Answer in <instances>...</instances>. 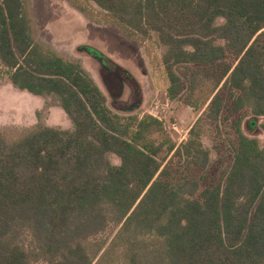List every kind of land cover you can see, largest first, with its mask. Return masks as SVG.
<instances>
[{"label": "trees", "instance_id": "trees-1", "mask_svg": "<svg viewBox=\"0 0 264 264\" xmlns=\"http://www.w3.org/2000/svg\"><path fill=\"white\" fill-rule=\"evenodd\" d=\"M64 1L154 41L168 96L204 109L179 145L152 114L114 112L38 38L29 0H0L1 76L72 124L0 129V264H264V145L242 129L264 117V0ZM224 112L232 158L214 174L203 138Z\"/></svg>", "mask_w": 264, "mask_h": 264}, {"label": "rangeland", "instance_id": "rangeland-1", "mask_svg": "<svg viewBox=\"0 0 264 264\" xmlns=\"http://www.w3.org/2000/svg\"><path fill=\"white\" fill-rule=\"evenodd\" d=\"M29 1L38 38L66 58L80 62L104 93L111 110L122 115L152 114L163 122L176 145L187 140L191 126L204 108L194 110L168 96V79L160 49L154 41L140 45L112 26L91 22L64 0ZM105 59L115 64L114 70L103 64ZM1 71L0 65V129L17 133L39 122H49L50 105L54 101L15 89L5 75L1 76ZM38 111L40 116L36 114ZM61 112L60 107L55 109V122H59ZM226 115L224 112L220 118L206 121L210 129L203 142L217 162L211 169L214 174L218 164L224 167L232 158L228 144L236 117L226 119ZM262 124L263 116H248L242 129L264 145ZM71 126L69 121L68 128ZM216 129L220 130L219 133ZM111 160L119 163L114 155Z\"/></svg>", "mask_w": 264, "mask_h": 264}, {"label": "crops", "instance_id": "crops-1", "mask_svg": "<svg viewBox=\"0 0 264 264\" xmlns=\"http://www.w3.org/2000/svg\"><path fill=\"white\" fill-rule=\"evenodd\" d=\"M58 108V106L54 105V106H51L50 107V119H49V122H47L46 124L47 125H50V126H60L59 123L62 125L60 127L62 128H68L69 127V119L68 117L66 116V114L63 112H61V114L59 115L58 117V121L59 122H55V120L53 119V116L55 114V109ZM68 119V120H67ZM71 122V121H70Z\"/></svg>", "mask_w": 264, "mask_h": 264}, {"label": "water", "instance_id": "water-1", "mask_svg": "<svg viewBox=\"0 0 264 264\" xmlns=\"http://www.w3.org/2000/svg\"><path fill=\"white\" fill-rule=\"evenodd\" d=\"M103 64L105 65V66H108L110 69H112V70H114L115 69V64H113L112 62H110V60H108V59H105L104 61H103Z\"/></svg>", "mask_w": 264, "mask_h": 264}, {"label": "flooded vegetation", "instance_id": "flooded-vegetation-1", "mask_svg": "<svg viewBox=\"0 0 264 264\" xmlns=\"http://www.w3.org/2000/svg\"><path fill=\"white\" fill-rule=\"evenodd\" d=\"M92 79H93V78H92ZM93 80H94V79H93ZM9 83H10V82H9ZM95 83H96V82H95ZM10 84H11V83H10ZM96 84H97V83H96ZM11 85H12V84H11ZM12 86H13V85H12ZM97 86H98V85H97ZM13 87H14V86H13ZM98 87H99V86H98ZM14 88H15V87H14ZM15 89H17V88H15ZM17 90H19V89H17ZM100 90H101V89H100ZM20 91H21V90H20ZM26 92H27V91H26ZM102 93H103V92H102ZM103 94H104V93H103ZM35 96H37V95H35ZM39 97H41V96H39ZM42 98H44V97H42ZM54 105H55V104H53V105L51 104L50 107H51V106H54ZM56 106H58V105H56ZM58 107H59V106H58ZM64 113H65V112H64ZM66 116H67V115H66ZM68 119H69V118H68ZM69 120H70V119H69ZM45 124H46V123H45ZM46 125H47V124H46ZM71 125H72V124H71Z\"/></svg>", "mask_w": 264, "mask_h": 264}]
</instances>
